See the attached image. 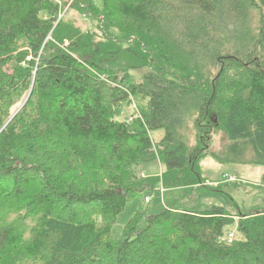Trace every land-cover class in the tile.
Instances as JSON below:
<instances>
[{
  "label": "trees",
  "instance_id": "obj_1",
  "mask_svg": "<svg viewBox=\"0 0 264 264\" xmlns=\"http://www.w3.org/2000/svg\"><path fill=\"white\" fill-rule=\"evenodd\" d=\"M208 157L264 167V0H0V264H264V210L112 239L137 195L219 190Z\"/></svg>",
  "mask_w": 264,
  "mask_h": 264
},
{
  "label": "rangeland",
  "instance_id": "obj_2",
  "mask_svg": "<svg viewBox=\"0 0 264 264\" xmlns=\"http://www.w3.org/2000/svg\"><path fill=\"white\" fill-rule=\"evenodd\" d=\"M68 10V9H67ZM66 10V11H67ZM68 18L81 21V17L74 12H68ZM90 26V24H88ZM127 113H129L127 111ZM163 132H158L157 139ZM163 167L156 161L142 167L141 174L159 176ZM204 176L208 185L219 187V190H203L196 194H187L184 189L158 190L153 193L152 201L144 203L143 194L131 199L125 210L117 217L112 228V239H119L125 225L134 217L136 211L143 206L149 214L159 212L166 205H177L182 210L206 211L210 208L223 207L232 214L256 212L264 210V167L247 165H221L208 157L203 162ZM234 234L230 235L233 239Z\"/></svg>",
  "mask_w": 264,
  "mask_h": 264
},
{
  "label": "built area",
  "instance_id": "obj_3",
  "mask_svg": "<svg viewBox=\"0 0 264 264\" xmlns=\"http://www.w3.org/2000/svg\"><path fill=\"white\" fill-rule=\"evenodd\" d=\"M150 200H151V198L148 196V197H146V199H145V201H146V203H149L150 202Z\"/></svg>",
  "mask_w": 264,
  "mask_h": 264
}]
</instances>
